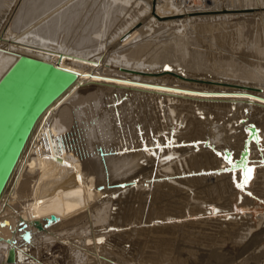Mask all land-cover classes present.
<instances>
[{"label": "bare ground", "instance_id": "6f19581e", "mask_svg": "<svg viewBox=\"0 0 264 264\" xmlns=\"http://www.w3.org/2000/svg\"><path fill=\"white\" fill-rule=\"evenodd\" d=\"M193 1L0 0V80L21 56L62 70L33 113L10 108L2 118L11 127L0 158V264H22L31 244L49 264H138L143 239L215 229L232 245L180 238L189 245L180 242L179 258L208 252L231 264L264 251V11L252 28L250 16L230 14L264 0ZM200 11L225 14L188 17ZM26 77L22 99L44 71L24 64L14 83Z\"/></svg>", "mask_w": 264, "mask_h": 264}, {"label": "rangeland", "instance_id": "374dc122", "mask_svg": "<svg viewBox=\"0 0 264 264\" xmlns=\"http://www.w3.org/2000/svg\"><path fill=\"white\" fill-rule=\"evenodd\" d=\"M5 1H9V0H5ZM193 2H194L197 6H198V5H202L201 2H200V0H198V1H197V0H194ZM196 2H197V3H196ZM6 5H7V3H6ZM5 7H6V6H5ZM5 7H3V9H4ZM246 10H247V11H246ZM246 10L238 11V12H237V10H235V11L233 10V12H230V14H238L239 17L241 16V17L246 18V21H247V20L249 21V18H250V19L252 18L253 21H249V23H248V21L246 22V24L248 23V24L250 25V27H251V25L253 24V22H255V20H254V18H253V17H254V14H257V13H261V12H263V11H264V6L261 7V8H256V9H255V8H249V9H246ZM259 10H260V12H259ZM204 12H205V11H200V12H198V13L196 12V14H194V15H189L188 17H192L193 19H194V18H195V19H205L206 16H207V17H209V16L213 17V16H217V15L225 14L224 12H218V13H204ZM203 13H204V14H203ZM240 13H241V15H240ZM243 13H244V14H243ZM263 13H264V12H263ZM245 14H246V17H245ZM242 15H243V16H242ZM247 15H248V16H247ZM203 16H204V17H203ZM249 16H250V17H249ZM252 16H253V17H252ZM247 17H249V18H247ZM195 23H198V21H195ZM195 23H194V24H195ZM255 23H256V22H255ZM247 27H248L249 29L252 28V27L250 28L248 25H246L245 28H244V34H246L247 31L249 32V29H248ZM190 29H191V28H190ZM192 30H194V29H192ZM192 30H191V31H192ZM195 30H196V29H195ZM245 30H246V32H245ZM233 31H236V32H237V30H233ZM250 31H252V29H251ZM236 32H233V36H234V37H232L233 39H235V37L238 36V34H236ZM237 33H238V32H237ZM234 34H235L236 36H235ZM236 39H237V38H236ZM246 41H247V40H246ZM234 43L237 44L236 41H235ZM234 47H235V46H234ZM170 70H171V69H170ZM199 117H200V116H199ZM200 118H203V117H200ZM173 136H177V135L173 134ZM167 140H168L167 142H170L169 139H167ZM70 143H71V144H75V143L72 142V141H71ZM172 143H174V142H172ZM173 145H174V144H173ZM182 146H185V145H183V144L178 145V147H182ZM235 146H236V145H235ZM230 156H231V157H230V160H233V159H234V156H232V154H231ZM160 182H162V180H160ZM166 182H169V183H171V184H173V185L175 184L176 187H179V186H180V188H184V187H185V186H183V185H179V184H177V183H174V182L170 181L169 179H166ZM139 184H140V183H139ZM139 184H138V185H139ZM175 185H174V186H175ZM178 185H179V186H178ZM185 189H187V188L185 187ZM144 190H148V189H144ZM126 195H128V194L126 193ZM117 197H118V195L115 197L116 200H117ZM149 197H150V196H149ZM123 198H124V199H123ZM123 198H122L123 200L126 199L125 196H124ZM130 199H131V198H129V200H130ZM129 200L127 199V201H129ZM131 201H132V200H131ZM131 201H129V203H128L130 207L135 208L134 206L136 205V202H137V206L140 205V201L138 202V200H136V202H135V200H133L135 203H134L133 201H132V203H131ZM131 204H133V206H131ZM123 205H125V204H122V207H123ZM137 206H136V207H137ZM118 208H119L118 205H117V207H116V206L114 207L115 212L118 210ZM209 208H210V206L208 207V209H209ZM258 211H259V210H258ZM245 212L248 213V211H245ZM221 219H222V218H221ZM149 225H150V224H147V223H146V224H141L140 226H139V225H138V226H136V225H131L130 227L148 228ZM223 228H224V227H223ZM123 229H124V231H128L127 227H126V228L124 227ZM208 232H209V231H208ZM208 232L206 233V235H205V233H203V232H202V233H203L204 236H207ZM211 232L213 233V236H212V234H211V236L208 234V236H209V237H208L209 240H208L207 237H206L207 239H206L205 237L202 238L203 236H202V234H200V233H199L200 235H199V234H197V235L195 234V235H196L195 240H192V239H194V237L191 238L192 235L189 236V237H188V235H185V236H182V237L177 238V240H175V241H177V242H174L172 239H170L171 241H170V240H166V239H165V240L162 239L163 242H162L161 240H159V241L157 240V241H156V240H152V239H150V241H149V238H147L146 241H145V239H143L142 242L144 241V243L148 246V248H147V246H145V248H144V245H145L144 243H141V244H140L139 247H141V245H143V246H142L143 249H142V248H139V250L142 249V250H141L142 252H140L139 250H138V251H139V253L141 254V256H142L143 258H142V257H137V262L140 261L138 264H142V263H144V264H145V263H146V264H150V263H151V264H154V263H155V264H165V263H166L165 260H168L169 258H171L172 261L175 260L176 262H175V261L172 262V261L169 259L170 261H168L166 264H168V263H169V264H172V263H173V264H183V263H184V264H186V263H187V264H203V263H204V264H209V263L212 264V262H213V264H214L215 260H212V257H211V255H210V253H208V252H205L206 254H204V252H203V254L198 253V255H197V254H192L193 256H194V255H195V256H194V257H190V256H192L190 253L188 254L186 251H182V249H180V251L184 252V253L181 252L182 255L179 254V255H180V258L182 257V258L180 259L179 256H178V253H177V251H176V248L181 247V246H178V245L180 244V242H181L183 239L186 240V241H184V242H188V243H189V240H190V239H191L192 241H194V243H193V242H190V244H192V243L195 244V241H196V243H197L199 246H201V247H205L206 245H207V247H208V245H212V248H213V247H215V248L218 247V245H220L224 240H225L224 243H226L227 241H229L228 239L226 240V238L224 239V236H225V235H224L222 232H221V233H222L224 236H223L220 232L218 233V231H217L216 229H215L214 231H210V233H211ZM214 232H215V234H214ZM63 233H65V232H63ZM216 233H217V234H216ZM195 235H193V236H195ZM214 235H215V237H214ZM201 236H202V237H201ZM220 236L223 238V240L220 239V238H221ZM184 237H185V238H184ZM210 237H214V238H211V239H214V240H211ZM216 237H217V238H216ZM263 237H264V235H263ZM180 238H181V239L183 238V239L181 240ZM186 238H187V239H186ZM188 238H189V239H188ZM196 238H197L198 240H197ZM199 238H201L202 240L199 239ZM215 238L217 239L216 241H215ZM205 239H206V240H205ZM151 240H152V242H154V243L156 242V243L153 245V243L151 242ZM203 240H204V241H203ZM218 240H220V241L222 240V241L220 242V244H219V241H218ZM148 241H149V242H148ZM167 241H168V242H167ZM199 241H202L201 244H200ZM209 241H212V242L210 243ZM217 241H218V242H217ZM30 242H31V241H30ZM164 242H166V243H168V244L166 245V243H165V244L163 245ZM169 242H170V243H169ZM184 242H183V241L181 242L182 247H185V246L187 247V245H189V244H186V243H184ZM198 242H199V243H198ZM204 242H206V244H205ZM207 242H208L209 244H208ZM261 242H262V241H261ZM147 243H148V244H147ZM150 243H151V245H150ZM158 243H159V244H158ZM173 243H175L176 246H174L175 244H173ZM202 243H203V244H202ZM227 243H228L229 246L232 245L231 241H229V242H227ZM27 244H28V243H27ZM29 244H31V243H29ZM29 244H28V245H29ZM58 244H59L60 246H62L63 243L59 242ZM128 244L130 245V243H126L124 246H126V248H127V247H129ZM157 244H158V245H157ZM169 244H170V245H169ZM183 244H184V245H183ZM197 244H196V245H197ZM31 245H32V244H31ZM31 245L28 246V247H29V248H27L28 251H26L27 254H25L24 256H22V257H23V258H22L23 260H22L20 263L23 262L22 264H25V263H26V264H30V263H32V264H35V263H36V264H39V263H40L39 260H41V263H40V264H49L51 259L48 260V256L45 255V254L41 255V256H43V257H40L39 255H37V253H36L37 251H35V250H36V247H35V246H32V247H31ZM159 245H160V246H159ZM168 245L170 246V248H169ZM171 245H172V246H171ZM237 245H238V244H237ZM237 245H236L235 247H237ZM150 246H151V247H150ZM164 246H165V247H164ZM173 246H174V247H173ZM177 246H178V247H177ZM241 246H242V245H240V247H241ZM62 247L64 248L65 245L63 244ZM153 247L155 248V251H154V250L150 251ZM160 247H161V248H160ZM162 247H164V248H162ZM182 247H181V248H182ZM207 247H205L204 249H206ZM238 247H239V246H238ZM255 247H256V246H254L253 249L251 248V249L247 250L246 253L244 252L243 254H240V255H238L237 257H235L234 261H233L231 264H237V260L239 261L238 264H247V263H248V264H255V263L257 264V261H258V260H259L258 262H260L261 260L263 261V260H264V256H263V254H261L262 252H264L263 249H259V251H260V252H259V251H257L258 249L255 248ZM146 248H147V252L144 253V252L146 251V250H145ZM154 248H153V249H154ZM158 248H159V252H158ZM168 248H169V249H168ZM30 249H31V250H30ZM161 249L163 250V253H161V252H162ZM173 249H174V250H173ZM226 249H227V248H226ZM2 250H3V249H1V251H0V256H1V257L4 256V253H5V250H3V251H2ZM29 250H30V251H29ZM148 250H149V253H152V252L154 253V252H156V250H157V252L154 253V254H153V253H152V254H148ZM160 250H161V251H160ZM251 250H253V251H251ZM255 250H256V251H255ZM164 251H165V252H164ZM254 251H255L256 253H255ZM135 252H136V251H133L132 254H135ZM168 252H169V253H168ZM185 252H186L187 255L185 254ZM219 252L221 253L220 250L218 251V253H219ZM248 252H249V253H248ZM258 252H259V253H258ZM30 253H32V254H30ZM34 253H36L37 257H36V255H35ZM139 253H138V256H139ZM158 253H160V254H158ZM164 253H165L166 255H165ZM174 253H175V255H174ZM176 253H177V254H176ZM226 253H227V254H226ZM62 254L64 255V253H62ZM142 254H143V255L145 254V255H147V256H145V255L143 256ZM155 254H156V255H155ZM161 254H162V255H161ZM163 254H164V255H163ZM172 254H173V256H172ZM208 254H209L210 257L207 256ZM232 254H233V251H232V250L225 252V255H227V256H230V255H232ZM234 254L236 255V253H234ZM248 254H249V255H252V257H255V256L257 257V258H254V259H256V260H255V261H256L255 263H254V262H251V261H254V259H251V258H252L251 256H249V257H251V258H249V257H248ZM28 255H29V256H28ZM31 255H33V256L35 255V256L33 257V256H31ZM63 255H62V256H63ZM151 255L154 256V257H150ZM183 255H184V256H183ZM188 255H189V256H188ZM243 255H244V256H243ZM257 255H258V256H257ZM259 255H261V257H260ZM27 256H28V257H27ZM46 256H47V258H46ZM177 256H178V257H177ZM185 256H186V257H185ZM246 256H247V257H246ZM262 256H263V257H262ZM24 257H25V259H24ZM26 257H27V258H26ZM60 257H61V256H60ZM144 257H145V258H144ZM148 257H150V259H149ZM172 257H173V258H172ZM188 257L190 258L189 260H188ZM205 257H207V258H205ZM35 258H36V259H35ZM138 258H140V259L138 260ZM177 258H178L179 260H177ZM239 258H240V259H239ZM242 258H243V259L245 258L244 261L242 260ZM247 258H249V259H247ZM262 258H263V259H262ZM2 259H3V258H2ZM26 259H27V260H26ZM32 259H33V260H32ZM46 259H47L48 263H47V261H45ZM143 259H144V261H143ZM152 259H153V262H151ZM197 259H198V260H197ZM204 259L206 260V262H205ZM210 259H211V260H210ZM250 259H251V260H250ZM260 259H261V260H260ZM34 260H35V261L37 260V261L35 262ZM42 260H43V261H42ZM180 260L183 261V262L181 263ZM207 260H208L209 263L207 262ZM235 260H236V261H235ZM247 260H250V261L247 262ZM24 261H25V262H24ZM38 261H39V262H38ZM185 261H186V263H185ZM196 261H197V262H196ZM199 261H200V262H199ZM203 261H204V262H203ZM245 261H246L247 263H245ZM27 262H28V263H27ZM130 262H131V263H130ZM130 262H129V264H133L132 261H130ZM171 262H172V263H171ZM198 262H199V263H198ZM217 262H219V260H217L215 263H217ZM263 263H264V262H263ZM263 263L260 262L259 264H263Z\"/></svg>", "mask_w": 264, "mask_h": 264}, {"label": "water", "instance_id": "95a60500", "mask_svg": "<svg viewBox=\"0 0 264 264\" xmlns=\"http://www.w3.org/2000/svg\"><path fill=\"white\" fill-rule=\"evenodd\" d=\"M24 64H29L30 66L34 67V69H37V70L41 69L44 71V77H43L44 82H41V83H38V84L32 86L33 87L32 96L27 97L26 99H22V96H20V93L26 86H28L29 77H26V79L24 78V79H22L16 83H14L16 80V74L18 73V71L20 70L22 65H24ZM61 71L62 70L56 69V67H53L51 64H47V63H44L41 61H36V60L30 59V58L21 56L17 60V62L9 69V71L0 80V132L2 134L6 135V138L0 142V158L2 157V155H4L6 149L9 145V142H10V136L9 135H10V127L11 126H10V124H6V123L4 124L2 122V118H3L4 114L6 113L7 109L16 108L19 111H21L22 113L32 112L34 110L33 107L36 104L37 100L40 98V96H42L44 94V90H45V86H46L45 81H47V79L50 76L61 74V73H59ZM63 72L72 74L70 71H63ZM73 80L74 79H71L65 85L70 84ZM10 85H13V87L10 90V94L6 95V93H4V92L7 91L8 87ZM52 98H50L48 100V102ZM32 113H30V114H32ZM36 117H34V119ZM7 138H8V140H7ZM14 161H13V163H14ZM10 169H11V167H10ZM10 169H9V171H10ZM6 179H7V176L4 177L3 184L6 181ZM3 184L1 185L0 190L3 187ZM51 220H54V216H51ZM35 225L40 226V224L38 222H35ZM13 258H14V252H13V250H10L9 255H8V262H11L13 260Z\"/></svg>", "mask_w": 264, "mask_h": 264}, {"label": "snow or ice", "instance_id": "6c2138e0", "mask_svg": "<svg viewBox=\"0 0 264 264\" xmlns=\"http://www.w3.org/2000/svg\"><path fill=\"white\" fill-rule=\"evenodd\" d=\"M251 171V169H246L245 171H244V180H245V182H247V180L250 178L249 177V172ZM238 187H242L243 185L242 184H238L237 185Z\"/></svg>", "mask_w": 264, "mask_h": 264}]
</instances>
